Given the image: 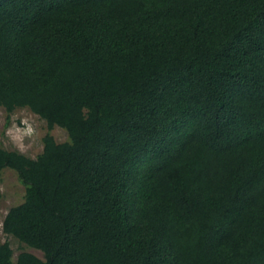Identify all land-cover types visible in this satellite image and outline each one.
I'll use <instances>...</instances> for the list:
<instances>
[{"label":"trees","instance_id":"obj_1","mask_svg":"<svg viewBox=\"0 0 264 264\" xmlns=\"http://www.w3.org/2000/svg\"><path fill=\"white\" fill-rule=\"evenodd\" d=\"M0 106V264H264V0H0Z\"/></svg>","mask_w":264,"mask_h":264},{"label":"rangeland","instance_id":"obj_2","mask_svg":"<svg viewBox=\"0 0 264 264\" xmlns=\"http://www.w3.org/2000/svg\"><path fill=\"white\" fill-rule=\"evenodd\" d=\"M50 133L57 142L68 140L66 131L54 126L47 127L44 119L28 108H16L7 113L0 106V145L9 150H17L28 157L34 158L42 150V137ZM0 243L7 242L13 251V260L21 251H28L40 258V250L19 242L15 237L6 235L1 229V221L12 206L23 201L24 186L11 168H4L0 176Z\"/></svg>","mask_w":264,"mask_h":264}]
</instances>
